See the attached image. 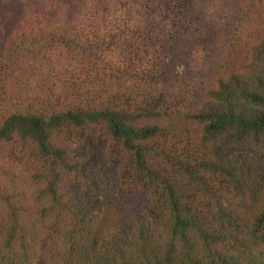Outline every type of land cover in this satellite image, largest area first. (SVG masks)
<instances>
[{"label": "trees", "instance_id": "16d2710c", "mask_svg": "<svg viewBox=\"0 0 264 264\" xmlns=\"http://www.w3.org/2000/svg\"><path fill=\"white\" fill-rule=\"evenodd\" d=\"M0 264H264V0H0Z\"/></svg>", "mask_w": 264, "mask_h": 264}]
</instances>
